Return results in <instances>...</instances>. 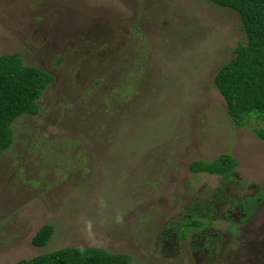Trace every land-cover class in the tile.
<instances>
[{"label": "rangeland", "instance_id": "1", "mask_svg": "<svg viewBox=\"0 0 264 264\" xmlns=\"http://www.w3.org/2000/svg\"><path fill=\"white\" fill-rule=\"evenodd\" d=\"M242 40L238 16L207 0H0V54L52 76L0 154V264L63 247L135 264H264V199L245 221L232 210L185 238L175 227L219 187L240 199L264 185L256 121L235 126L213 84ZM122 75L135 83L106 112L101 96ZM223 153L238 162L225 185L188 170ZM46 223L52 235L33 246Z\"/></svg>", "mask_w": 264, "mask_h": 264}, {"label": "trees", "instance_id": "2", "mask_svg": "<svg viewBox=\"0 0 264 264\" xmlns=\"http://www.w3.org/2000/svg\"><path fill=\"white\" fill-rule=\"evenodd\" d=\"M215 7L234 12L242 25L244 40L233 49V57L215 72L213 84L226 105L230 121L241 127L246 120L253 119L257 126L253 133L264 144V0H207ZM135 56V55H134ZM143 58L144 56H139ZM132 64V62H131ZM136 70V71H135ZM137 81L143 75L134 66L126 74ZM106 75L102 77L105 78ZM100 77V78H102ZM118 85L102 94V105L106 112L113 105L123 104L132 89L126 77L120 76ZM52 81L48 72L30 64H25L18 52L0 54V154L10 149L14 142V123L22 116H36L39 113V100ZM100 79L96 81L99 83ZM139 84V83H137ZM111 115V114H110ZM83 162V161H82ZM238 162L230 154H219L214 159L194 160L188 165L193 174L214 175L223 184L233 179ZM212 199L191 202L186 215L176 226L180 227L179 238H185L190 230H199L211 225L213 218H227L230 211L236 210L245 221L255 213L264 199V185L256 189L252 196L234 198L224 188L212 193ZM218 206H228L226 212L216 215ZM220 210V209H219ZM174 227L169 226L172 231ZM50 224H43L31 239V244L42 247L52 235ZM212 239V237H209ZM13 264H135L122 253H112L98 247H63L52 252L21 259Z\"/></svg>", "mask_w": 264, "mask_h": 264}]
</instances>
